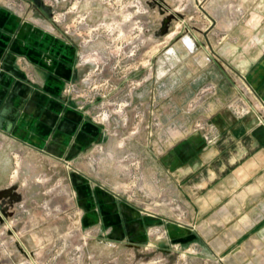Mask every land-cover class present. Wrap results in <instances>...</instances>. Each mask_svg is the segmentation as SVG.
<instances>
[{
  "label": "rangeland",
  "instance_id": "rangeland-1",
  "mask_svg": "<svg viewBox=\"0 0 264 264\" xmlns=\"http://www.w3.org/2000/svg\"><path fill=\"white\" fill-rule=\"evenodd\" d=\"M0 7L61 51L57 96L36 89L28 100L34 127L48 128L40 144L9 146L0 134V156L11 158L0 264H264V178L221 173L226 142L254 138L264 150V99L224 64L229 44L238 61L264 49V0ZM13 48L33 85L34 61ZM196 158L199 171L181 175Z\"/></svg>",
  "mask_w": 264,
  "mask_h": 264
},
{
  "label": "crops",
  "instance_id": "crops-1",
  "mask_svg": "<svg viewBox=\"0 0 264 264\" xmlns=\"http://www.w3.org/2000/svg\"><path fill=\"white\" fill-rule=\"evenodd\" d=\"M209 13L211 14V12ZM13 37L15 38L13 39ZM183 46L185 47V45ZM12 48L13 51L20 54L28 53V56L34 61L36 79L31 82L33 85L25 79V73L14 66L15 56L10 53ZM226 48L228 50L226 52L231 57L229 59L228 56H225L227 59L224 63L225 70L234 68L239 70L241 74L245 75L256 93H254L255 96L264 99V49L258 50L253 56L241 58L238 61L232 57L241 48L235 44H229ZM60 52V43L55 42L50 33L23 24L10 11L0 7V134L9 146L22 147L24 145L29 148L28 142L39 145L41 139L48 133L47 127L40 126L37 129L34 127L39 121L37 106L34 102L29 104L28 100L31 93L36 98L34 91L36 89L47 93L49 97L57 96L61 84L57 78L50 74L60 62ZM243 54L244 52L241 53L242 56ZM208 55L205 50L199 51L197 63L199 77H205L206 70L210 68ZM218 105L216 103V107ZM237 127H240V130L247 128L244 123L238 124ZM248 130L249 128H247ZM6 131L11 133L7 134ZM254 141V138H240L235 141V144L226 142L225 165L221 170L225 177L235 179L264 178V150L257 149L255 152L254 148L261 145L255 144ZM255 153L257 157H254ZM10 159L8 156H0V188L5 186L9 178ZM201 167L202 161L196 158L189 167H181L178 171L184 176L185 173L199 171Z\"/></svg>",
  "mask_w": 264,
  "mask_h": 264
}]
</instances>
